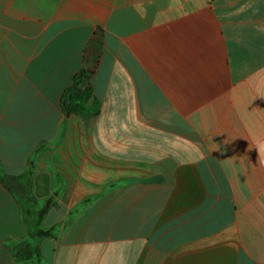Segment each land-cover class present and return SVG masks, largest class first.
Returning a JSON list of instances; mask_svg holds the SVG:
<instances>
[{
  "label": "crops",
  "instance_id": "1",
  "mask_svg": "<svg viewBox=\"0 0 264 264\" xmlns=\"http://www.w3.org/2000/svg\"><path fill=\"white\" fill-rule=\"evenodd\" d=\"M0 264H264V0H0Z\"/></svg>",
  "mask_w": 264,
  "mask_h": 264
},
{
  "label": "trees",
  "instance_id": "2",
  "mask_svg": "<svg viewBox=\"0 0 264 264\" xmlns=\"http://www.w3.org/2000/svg\"><path fill=\"white\" fill-rule=\"evenodd\" d=\"M93 48H96L94 43L88 44L84 66L74 75L72 85L65 90L62 96V107L69 113L89 116L99 112L100 103L94 98L90 83V78L99 59L98 56L90 55ZM92 99H94L93 103L89 105Z\"/></svg>",
  "mask_w": 264,
  "mask_h": 264
}]
</instances>
